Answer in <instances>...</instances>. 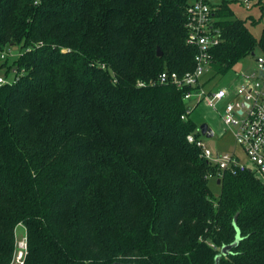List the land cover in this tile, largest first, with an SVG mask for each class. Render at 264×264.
Here are the masks:
<instances>
[{
	"label": "trees",
	"instance_id": "obj_1",
	"mask_svg": "<svg viewBox=\"0 0 264 264\" xmlns=\"http://www.w3.org/2000/svg\"><path fill=\"white\" fill-rule=\"evenodd\" d=\"M192 1L0 0L16 74L0 84V264L20 225L23 264H216L238 234L219 264H264V181L215 179L183 90L159 81L195 68ZM219 15L213 79L264 47V27Z\"/></svg>",
	"mask_w": 264,
	"mask_h": 264
},
{
	"label": "built area",
	"instance_id": "obj_2",
	"mask_svg": "<svg viewBox=\"0 0 264 264\" xmlns=\"http://www.w3.org/2000/svg\"><path fill=\"white\" fill-rule=\"evenodd\" d=\"M226 4L234 12L233 19H240L234 7L249 12L257 10L260 13L258 18L254 15L249 17L262 18L264 27V0H193L187 8L186 42L198 49L195 68L185 74L164 71L160 74L159 81L183 90L184 101L188 106L183 119L192 115L201 104L221 112V118L234 141L231 150L210 148L205 135L196 137L191 134L187 138L190 144L199 148L202 158L215 170V179L249 172L264 181V47L258 46L248 56L254 61L252 69L236 72L234 80L226 87L212 85L213 50L223 42L219 24L228 19L221 17L219 13L226 8ZM15 80L16 75L9 82ZM6 82L8 81L0 78V84ZM198 132L201 133V130L198 129ZM214 136L213 131L212 137ZM25 255L26 253L24 257ZM24 257H20L18 264H23Z\"/></svg>",
	"mask_w": 264,
	"mask_h": 264
},
{
	"label": "rangeland",
	"instance_id": "obj_3",
	"mask_svg": "<svg viewBox=\"0 0 264 264\" xmlns=\"http://www.w3.org/2000/svg\"><path fill=\"white\" fill-rule=\"evenodd\" d=\"M234 11L238 18L248 21V26L251 32L257 39H260L263 31V23H260L257 26H253L249 17L250 15H254L256 18H258L260 16V13L255 9L249 12L239 7H234ZM20 52L21 50L19 48L8 50L7 53H4L5 58H2L1 60L3 62L7 61L8 64H12L18 59ZM253 62L254 61L251 57H247L246 59L239 62L225 76L221 78L215 77L213 79L212 85L218 88L226 87L234 80L236 72L252 69ZM6 69L7 68H3L2 70H0V78H3L4 81L8 82L13 81L16 74L12 72V70L10 71V73H7ZM191 118L194 120V122L197 123L199 127H201L203 124H207L215 132L214 137L206 139V142L210 148L214 150L218 149L219 151H228L233 148L234 141L231 134L227 131V127L225 126L221 118V112L215 111L205 104H201L195 108L194 112L191 115ZM210 186L214 192L219 191V187L217 186L215 180H211ZM16 236L17 247L15 264H18L20 257H24V254L26 253V228L23 225L18 226L16 230Z\"/></svg>",
	"mask_w": 264,
	"mask_h": 264
},
{
	"label": "water",
	"instance_id": "obj_4",
	"mask_svg": "<svg viewBox=\"0 0 264 264\" xmlns=\"http://www.w3.org/2000/svg\"><path fill=\"white\" fill-rule=\"evenodd\" d=\"M158 55L161 56L160 49H158ZM200 130H201L202 135H205L208 138L213 136V131L207 124H203L200 127ZM208 132H209V134H208ZM217 183L220 184L221 183L220 180ZM239 241H240V234L237 235L236 241L233 244L228 245V246H224L221 249V255H219L216 258V264H219L221 256H227L230 253L231 249L238 245ZM115 264H135V263H115Z\"/></svg>",
	"mask_w": 264,
	"mask_h": 264
}]
</instances>
